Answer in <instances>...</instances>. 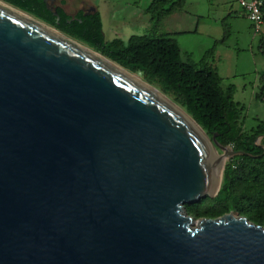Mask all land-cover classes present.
Listing matches in <instances>:
<instances>
[{
	"label": "water",
	"instance_id": "95a60500",
	"mask_svg": "<svg viewBox=\"0 0 264 264\" xmlns=\"http://www.w3.org/2000/svg\"><path fill=\"white\" fill-rule=\"evenodd\" d=\"M193 121L0 4V264H264V225L187 211L251 155Z\"/></svg>",
	"mask_w": 264,
	"mask_h": 264
},
{
	"label": "trees",
	"instance_id": "16d2710c",
	"mask_svg": "<svg viewBox=\"0 0 264 264\" xmlns=\"http://www.w3.org/2000/svg\"><path fill=\"white\" fill-rule=\"evenodd\" d=\"M42 21L54 26L67 36L100 51L127 70L141 72L148 81L157 80L165 93H171L183 109L211 137L243 150L251 155H235L226 163L222 183L204 206V214H193L199 202L186 204L194 216L216 217L229 211L247 216L257 224H264V119L255 126L243 129L244 116L239 104L233 100L235 86L221 87L222 78L210 63L217 45L225 43L229 27L222 22L223 33L204 51L198 62L189 53L183 54L177 41L169 34H156L166 16L183 8L185 0H151L145 9L150 15L151 32L131 35L124 41L119 37L106 40L102 32L98 11L84 15L67 14L58 8L59 20L42 0H5ZM262 1L264 21V0ZM264 54V37L261 39ZM255 97L264 102V72ZM261 137L260 142L257 138Z\"/></svg>",
	"mask_w": 264,
	"mask_h": 264
},
{
	"label": "rangeland",
	"instance_id": "374dc122",
	"mask_svg": "<svg viewBox=\"0 0 264 264\" xmlns=\"http://www.w3.org/2000/svg\"><path fill=\"white\" fill-rule=\"evenodd\" d=\"M94 1L95 0H63L62 8L67 14L73 15L77 9H86L88 6H94ZM150 1L151 0H101L100 9L104 16L105 39L108 41L114 37H119L126 41L129 36L133 34L140 35L150 33L152 31L150 15L145 12ZM0 2L11 5L5 0H0ZM11 6L17 8L13 5ZM19 10L23 11L21 9ZM23 12L35 17L26 11ZM196 21H199L198 32H189L195 27ZM223 21L229 27V36L225 43L217 45L214 55L210 59V63L217 67L218 74L222 78L221 87L223 89L229 84L235 86L233 100L239 104V108H242L241 112L244 116L243 129L247 130L255 126L258 120L264 119V102L255 97V93L259 90L258 77L264 71V54H262L260 48L264 33L255 30L254 26L244 15L239 0H185L183 8L177 10L176 14L172 13V15L170 14L163 18L155 33L165 34L173 30H189L188 32L178 34L177 39L182 53H189L191 58L195 62H198L204 51L213 45L214 39L221 38L223 33ZM262 25V28H264V23ZM79 43L82 44L83 42L80 41ZM83 44L91 50H95L103 55L95 48L85 43ZM104 56L105 55H103V57ZM105 58L108 57L105 56ZM108 60L119 65L110 58H108ZM129 72L133 73L131 71ZM133 74L161 91L171 101L183 109L171 93H165L162 90L157 80L148 81L141 72H135ZM208 137L211 139L209 134ZM260 139L261 137H258L257 141L260 142ZM222 154L223 151L216 147L217 157H220ZM230 158H224L223 168ZM223 168L222 170H224ZM202 199L203 200L199 203V207L196 209L193 208V214H204V206L209 202V199ZM229 212L235 211L232 210ZM236 213L240 216H245L238 212ZM195 217L200 218L203 216ZM249 220L255 223V221Z\"/></svg>",
	"mask_w": 264,
	"mask_h": 264
},
{
	"label": "bare ground",
	"instance_id": "6f19581e",
	"mask_svg": "<svg viewBox=\"0 0 264 264\" xmlns=\"http://www.w3.org/2000/svg\"><path fill=\"white\" fill-rule=\"evenodd\" d=\"M1 5L15 11L16 13L30 19L31 21L43 26L44 28L56 33L57 35L67 39L68 41L76 44L77 46L85 49L86 51L90 52L91 54L95 55L96 57H98L101 60H104L106 63L111 64L114 68H116L117 70L123 72L125 75L129 76L130 78H132L133 80L137 81L138 83H140L141 85L147 87L149 90H151L152 92H154L157 96H159L161 99H163L164 101H166L170 106H172L174 109H176L180 114H182L193 126H196V123L193 121V119L186 113L185 110H183L181 107H179L177 104H175L173 101H171L166 95H164L161 91L157 90L155 87H153L152 85L146 83L145 81H143L141 78H139L137 75L130 73L128 70L122 68L121 66L113 63L112 61L108 60L107 58L103 57L101 54H99L98 52H96L95 50H91L90 48H88L87 46H85L83 43H79L78 41L74 40L73 38H70L69 36H67L66 34L60 32L59 30H57L56 28H53L52 26L43 23L42 21H40L39 19L26 14L20 10H18L17 8H14L6 3H2L0 2ZM217 156V155H216ZM219 158V157H217Z\"/></svg>",
	"mask_w": 264,
	"mask_h": 264
},
{
	"label": "built area",
	"instance_id": "2783aa9c",
	"mask_svg": "<svg viewBox=\"0 0 264 264\" xmlns=\"http://www.w3.org/2000/svg\"><path fill=\"white\" fill-rule=\"evenodd\" d=\"M244 15L254 26L256 31L260 30L263 21L262 1L261 0H239Z\"/></svg>",
	"mask_w": 264,
	"mask_h": 264
},
{
	"label": "crops",
	"instance_id": "0c3cea01",
	"mask_svg": "<svg viewBox=\"0 0 264 264\" xmlns=\"http://www.w3.org/2000/svg\"><path fill=\"white\" fill-rule=\"evenodd\" d=\"M100 1L101 0H95L94 1V7H95V11H98L99 12V14H100V17H101V23H102V32H103V35H104V37H105V34H104V16H103V13H102V11H101V9H100V5H101V3H100ZM173 14H176V11L173 13ZM172 15V14H171ZM264 23V22H263ZM262 23V24H263ZM198 27H199V21H196V25H195V27L193 28V30H188L189 32H193V33H197L198 32ZM263 27V25H261V27H260V32L261 33H264V28H262ZM188 31H185V30H173V31H168L166 34H169V36L170 37H172V38H174L176 41H177V43L179 44V42H178V39H177V35L178 34H180V33H185V32H188ZM115 38V37H114ZM113 39V38H112ZM217 39V38H216ZM111 40V39H110ZM215 40V39H214ZM214 55V54H213ZM216 67V66H215ZM217 68V67H216ZM264 72V71H263ZM258 84H259V86L258 87H260V85H261V82H260V75H259V77H258Z\"/></svg>",
	"mask_w": 264,
	"mask_h": 264
},
{
	"label": "flooded vegetation",
	"instance_id": "af4514ba",
	"mask_svg": "<svg viewBox=\"0 0 264 264\" xmlns=\"http://www.w3.org/2000/svg\"><path fill=\"white\" fill-rule=\"evenodd\" d=\"M43 1V0H42ZM44 2V1H43ZM62 2H63V0H48V6H49V8H51V10H49L47 7V9L49 10V11H51L52 13L54 12V11H56L57 12V9L58 8H61V9H63L62 8ZM44 4H45V6H46V3L44 2ZM11 6V5H10ZM91 7H94V6H88L86 9H77L76 11H75V13L73 14V15H75L77 12H79V11H82L83 12V14L84 13H86V12H89V13H91V12H94L95 11V7H94V10H90V8ZM19 10V9H18ZM64 10V9H63ZM23 12V11H22ZM25 13V12H24ZM89 13H87V14H89ZM57 14H58V12H57ZM87 14H84V15H87ZM55 17H56V20L58 21L59 20V15H54ZM41 21V20H40ZM43 22V21H42ZM44 23V22H43ZM54 28V27H53Z\"/></svg>",
	"mask_w": 264,
	"mask_h": 264
}]
</instances>
